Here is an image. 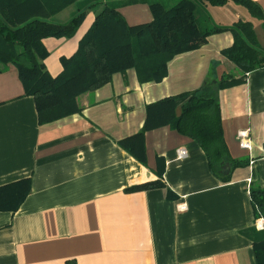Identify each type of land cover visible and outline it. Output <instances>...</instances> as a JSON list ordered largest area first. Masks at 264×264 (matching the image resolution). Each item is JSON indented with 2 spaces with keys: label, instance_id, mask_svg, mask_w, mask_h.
I'll list each match as a JSON object with an SVG mask.
<instances>
[{
  "label": "crops",
  "instance_id": "1",
  "mask_svg": "<svg viewBox=\"0 0 264 264\" xmlns=\"http://www.w3.org/2000/svg\"><path fill=\"white\" fill-rule=\"evenodd\" d=\"M179 1L103 0L73 37L43 40L48 72H63L62 58L77 53L106 6L139 26L154 20L150 4L170 8ZM252 1L264 12V0ZM91 3L78 0L46 19L67 23ZM231 4H201L196 18L226 28L249 21ZM233 44L230 30L213 34L202 48L176 56L159 83H140L134 69L115 74L78 98L80 113L48 123L26 95L18 68L0 71V196L30 181L16 211L0 210V264H258L254 239L261 231L251 188H264V68L243 72L222 54ZM225 76L244 82L220 92L224 138L234 159L249 162L230 182L215 177L200 145L170 125L132 139L128 148L135 154L120 145L142 131L148 105ZM188 99L177 100V113ZM240 130L249 131L250 150L240 147ZM161 178L164 188L129 191Z\"/></svg>",
  "mask_w": 264,
  "mask_h": 264
},
{
  "label": "trees",
  "instance_id": "2",
  "mask_svg": "<svg viewBox=\"0 0 264 264\" xmlns=\"http://www.w3.org/2000/svg\"><path fill=\"white\" fill-rule=\"evenodd\" d=\"M60 1L49 6L47 0H0V71L9 64L18 68L26 95L34 97L42 123L80 113L78 98L110 83L115 74L134 69L142 84L162 82L176 56L202 48L210 36L227 30L233 33L234 44L222 54L247 74L264 68V50L252 22L240 20L230 28L209 27L201 25L196 18L198 4L222 7L234 3L246 8L264 26V12L258 4L252 0H180L170 8L160 2L150 4L154 20L139 26H129L117 8L106 6L97 14L77 53L62 58L63 72L53 77L44 64L49 52L43 40L73 37L87 13L103 2L92 0L88 8L67 23L48 21L46 18L78 0ZM243 82V78L232 76L212 79L192 93L148 105L142 131L120 141V145L135 154L128 148L132 139H142L148 130L170 125L200 145L215 177L223 183L230 182L234 171L249 162L234 159L230 154L224 138L220 92ZM184 96L189 99L177 113V100ZM164 187L161 178L131 187L129 191ZM29 189L30 181H24L17 190L7 192L10 196H0V210L16 211ZM251 197L256 218L264 219V188L252 187ZM254 250L257 263L264 264V230L254 239Z\"/></svg>",
  "mask_w": 264,
  "mask_h": 264
},
{
  "label": "built area",
  "instance_id": "3",
  "mask_svg": "<svg viewBox=\"0 0 264 264\" xmlns=\"http://www.w3.org/2000/svg\"><path fill=\"white\" fill-rule=\"evenodd\" d=\"M237 138L239 141V145L242 149H248L250 150L252 148V142L250 139V134L248 130H240L237 134ZM187 152L183 151V150H179L178 151V157L179 158H184L186 157ZM180 210H186L187 206L186 205H181ZM255 227L260 230L263 231L264 230V219L263 218H259L256 220L255 222Z\"/></svg>",
  "mask_w": 264,
  "mask_h": 264
},
{
  "label": "rangeland",
  "instance_id": "4",
  "mask_svg": "<svg viewBox=\"0 0 264 264\" xmlns=\"http://www.w3.org/2000/svg\"><path fill=\"white\" fill-rule=\"evenodd\" d=\"M164 1H166V5H168L169 3H171V1L172 0H164ZM232 6V8L233 9H237V11L238 12H241L242 14H243V16H244V18H245V20H249V21H252V22H254L255 24H256V26H257V33H258V35H259V44L260 45H262L263 46V41H264V39H263V33H264V29L262 28V23H261V21L260 20H256V19H254V18H252L250 15H249V13H248V11L246 10V8H244V7H241V6H238V5H235V4H231ZM198 6H199V8L201 7V4H198Z\"/></svg>",
  "mask_w": 264,
  "mask_h": 264
}]
</instances>
